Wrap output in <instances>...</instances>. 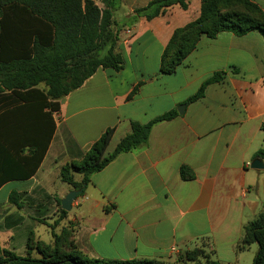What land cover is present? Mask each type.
Instances as JSON below:
<instances>
[{"label":"crops","instance_id":"crops-1","mask_svg":"<svg viewBox=\"0 0 264 264\" xmlns=\"http://www.w3.org/2000/svg\"><path fill=\"white\" fill-rule=\"evenodd\" d=\"M149 1L121 0L119 8L127 15ZM251 1L264 12V0ZM199 13L200 0H188L185 9L174 4L151 20L120 25L123 67L98 68L55 112L40 98L0 92L1 247L17 253L18 242L24 255L30 232L49 244L54 224L55 233L68 228L89 257L164 264L202 247L222 264H245L242 252H256V242L237 247L264 208V36L202 34L173 73H159L174 30ZM217 71L225 72L222 80L186 103ZM183 103L181 114L152 126L146 145L92 173L59 217L56 200L72 189L62 185V165L79 161L106 128H114L109 153L131 121L146 123ZM253 159L263 167L252 168ZM11 191L20 194L19 208L8 202Z\"/></svg>","mask_w":264,"mask_h":264},{"label":"trees","instance_id":"trees-1","mask_svg":"<svg viewBox=\"0 0 264 264\" xmlns=\"http://www.w3.org/2000/svg\"><path fill=\"white\" fill-rule=\"evenodd\" d=\"M0 0V92L9 90L19 99L40 98V104L50 113L58 110L59 99L78 88L98 68L115 71L123 67L118 50L120 25L114 12L121 0ZM188 0H150L124 16L123 25H133L140 18L151 20L174 4L187 7ZM256 30L264 36V12L251 0H200L196 19L176 28L160 59L159 73L171 74L186 55L193 50L199 37L214 38L220 31L244 35ZM236 70V69H235ZM224 71L206 78L186 103L204 95L205 88L222 80ZM39 100V99H38ZM178 115L169 110L146 123L130 122L129 132L106 153L114 128L108 127L79 161L61 166L59 176L72 189L82 192L92 173L104 168L119 153L147 144L154 124ZM183 178L185 168L181 167ZM75 174L80 179H75ZM81 192V193H82ZM20 194L11 191L8 202L20 207ZM59 217L67 214L57 199ZM52 242L27 237L25 254L0 246V264H157L151 259H104L89 257L74 242L71 231L63 227L59 233L50 225ZM256 242L252 264H264V208L243 228L238 245L242 250ZM36 251L39 257L31 256ZM178 264H222L210 257L202 247H193L180 254Z\"/></svg>","mask_w":264,"mask_h":264},{"label":"rangeland","instance_id":"rangeland-1","mask_svg":"<svg viewBox=\"0 0 264 264\" xmlns=\"http://www.w3.org/2000/svg\"><path fill=\"white\" fill-rule=\"evenodd\" d=\"M99 6L101 5L100 1L99 0H94ZM124 13H123V10L118 8L115 12H114V17L117 21V23L119 25H122L123 24V21H124ZM62 184V183H61ZM60 182H57L55 184V186H59L61 185ZM62 185L66 186L65 183H63ZM2 237V235H1ZM4 237H2L3 239ZM253 247V246H252ZM189 250V249H188ZM15 251L18 253V254H21L22 253V250H21V245L18 244V242H16L15 244ZM186 251V250H185ZM184 251V252H185ZM243 251V250H242ZM184 252H182L181 254H183ZM255 253L254 252H251V251H244L242 252V258L243 260L245 261L244 263L245 264H252V259L254 257ZM34 256H36V254H34ZM180 256V255H178ZM178 256L174 257L173 260L169 263H164V264H178L175 260L178 258Z\"/></svg>","mask_w":264,"mask_h":264},{"label":"water","instance_id":"water-1","mask_svg":"<svg viewBox=\"0 0 264 264\" xmlns=\"http://www.w3.org/2000/svg\"><path fill=\"white\" fill-rule=\"evenodd\" d=\"M185 108V103L179 105L177 107V112L179 114H181L183 112ZM250 166L252 168H261L263 167L262 161L259 159H253V161L251 162ZM82 192L81 189H71L70 191H68L65 196L63 198H61L60 200V206L63 210L65 211H70L71 209V203L72 201L78 196L80 195Z\"/></svg>","mask_w":264,"mask_h":264}]
</instances>
